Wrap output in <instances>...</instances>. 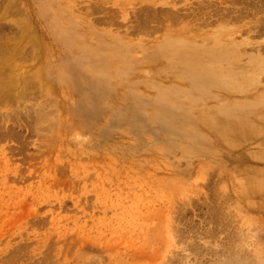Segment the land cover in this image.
<instances>
[{"label": "rangeland", "instance_id": "374dc122", "mask_svg": "<svg viewBox=\"0 0 264 264\" xmlns=\"http://www.w3.org/2000/svg\"><path fill=\"white\" fill-rule=\"evenodd\" d=\"M238 1L0 0V42L14 48L1 56L19 60L10 69L0 66L1 75L8 74L3 82L10 84L0 95V264H222L229 254L228 260L245 256L246 264H264V189H252L264 182V0ZM180 40L203 50L225 48L219 69L210 68L205 77L179 78L171 68L178 56L163 46ZM29 42H35L33 47ZM34 47L37 54L29 56ZM35 67L42 69L41 78L38 72L31 75ZM23 79L36 85L28 89L32 102L22 90ZM167 93L178 105L169 106ZM243 111L249 122L245 117L243 123L227 125ZM204 169L210 177L198 175Z\"/></svg>", "mask_w": 264, "mask_h": 264}, {"label": "bare ground", "instance_id": "6f19581e", "mask_svg": "<svg viewBox=\"0 0 264 264\" xmlns=\"http://www.w3.org/2000/svg\"><path fill=\"white\" fill-rule=\"evenodd\" d=\"M5 1H6V0H5ZM13 1H14V0H13ZM213 1H214V0H213ZM226 1L228 2V0H226ZM239 1H241V0H239ZM239 1H238V2H239ZM11 2H12V1H11ZM205 2H206V1H205ZM217 2H218V1H217ZM223 2H224V1H223ZM244 2H245V0H244ZM247 2H248V1H247ZM247 2H246V3H247ZM249 2H250V0H249ZM6 3H7V2H6ZM6 3H5V4H6ZM210 3H211V2H210ZM215 3H216V2H215ZM230 3H231V1H230ZM236 3H237V2H236ZM246 3H245V4H246ZM9 4H10V3H9ZM11 4H12V3H11ZM208 4H209V3H208ZM234 4H235V3H233V5H234ZM239 4H240V3H239ZM248 4H250V3H248ZM205 5H206V4H205ZM211 5H212V3H211ZM213 5H214V4H213ZM237 5H238V4H237ZM251 5H252V4H251ZM257 5H259L258 2H257ZM257 5H256V6H257ZM0 6H1V5H0ZM2 6H3V5H2ZM7 6H8V4L6 5V8H7ZM10 6H11V5H10ZM10 6H9V7H10ZM13 6H14V4H13ZM248 6H249V5H248ZM254 6H255V5H253V7H254ZM256 6H255V7H256ZM3 7H5V6H3ZM9 7H8V8H9ZM197 7H198V6H197ZM202 7L204 8V6H202ZM234 7H235V6H234ZM251 7H252V6H251ZM251 7H249V8H251ZM257 7H258V6H257ZM259 7H261V6H259ZM8 8H7V10H8ZM94 8H95V7H94ZM99 8H100V7H99ZM198 8H199V7H198ZM208 8H210V7L208 6ZM211 8H212V7H211ZM11 9H13V7H12ZM194 9H195V8H194ZM206 9H207V7H206ZM215 9H216V8H215ZM218 9H222V8H218ZM224 9H226V8H224ZM237 9H238V8H237ZM247 9H248V8H247ZM255 9H256V8H254V10H255ZM263 9H264V8H263ZM263 9H262V7H261V9H260L259 12H261V10H263ZM1 10H3V8H1ZM1 10H0V11H1ZM7 10H6V12H7ZM94 10H95V9H94ZM100 10H101V9H100ZM203 10H205V9H203ZM213 10H214V9H213ZM216 10H217V9H216ZM4 11H5V10H4ZM8 11H9V10H8ZM96 11H99V10H96ZM172 11H173V10H172ZM199 11H200V10H199ZM199 11H198V12H199ZM211 11H212V10H211ZM211 11H210V13H211ZM214 11H215V10H214ZM221 11H222V10H221ZM235 11H236V10H235ZM241 11H242V9H241ZM263 11H264V10H263ZM6 12H4V13H6ZM108 12H109V11H108ZM153 12H154V11H153ZM155 12H156V11H155ZM170 12H171V11H170ZM229 12H230V10H229ZM158 13H159V12H158ZM158 13H157V15L159 16ZM193 13H194V12H193ZM206 13H207V11H206ZM217 13H218V12H217ZM230 13H231V12H230ZM239 13H241V12H239ZM245 13H246V11H245ZM7 14H8V13H7ZM14 14H15V13H14ZM169 14H171L172 17H174V15H173L172 13H169ZM169 14H167V15H169ZM178 14H179V13H178ZM195 14H196V13H195ZM237 14H238V10H237ZM237 14H236V15H237ZM5 15H6V14H5ZM150 15H151V13H150ZM160 15H161V14H160ZM165 15H166V13L164 14V16H165ZM175 15H176V14H175ZM186 15H187V14H186ZM189 15H191L190 12H189ZM205 15L207 16V14H205ZM216 15H217V14H216ZM223 15H224V13H223ZM239 15H240V14H239ZM249 15H250V14H249ZM254 15H255V14H254ZM254 15H253V16H254ZM256 15H257V14H256ZM256 15H255V16H256ZM112 16H114V15H112ZM152 16H154V15H152ZM176 16H177V15H176ZM179 16H180V15H179ZM196 16H197V15H196ZM201 16H202V15H201ZM211 16H212V14H211ZM224 16H225V15H224ZM250 16H251V15H250ZM250 16H249V17H250ZM0 17H1V15H0ZM144 17H145V15H144ZM156 17H157V16H156ZM156 17H155V18H156ZM165 17H167V16H165ZM184 17H185V15H184ZM184 17H183V19H186V18H187V16H186L185 18H184ZM197 17H198V16H197ZM215 17H216V16H215V14H214V18H215ZM17 18H18V17H17ZM106 18H107V17H106ZM108 18H109V17H108ZM141 18H143L142 15H141ZM176 18H177V17H176ZM178 18H181V17H178ZM201 18H202V17H201ZM211 18H212V17H211ZM223 18H226V17H223ZM251 18H253V17H251ZM115 19H116V18L113 17V20H115ZM144 19H145V18H144ZM153 19H154V18H153ZM168 19H169V18H168ZM168 19H167V20H168ZM181 19H182V18H181ZM207 19H209V18L207 17L206 20H207ZM219 19H221V18L219 17ZM232 19H233V18H232ZM240 19H241V18H240ZM247 19H248V18H247ZM249 19H250V18H249ZM0 20H1V18H0ZM7 20H8V18H7ZM108 20H110V18H109ZM111 20H112V18H111ZM111 20H110V21H111ZM147 20L149 21V19H147ZM147 20H146V22H147ZM162 20H163V19H162ZM162 20H161V22H162ZM164 20H165V19H164ZM176 20H177V19H176ZM190 20H191V19H190ZM195 20H196V19H195ZM203 20L205 21V18H204ZM203 20H202V21H203ZM224 20H225V19H224ZM245 20H246V16H245ZM251 20H252V19H251ZM3 21H4V20H3ZM14 21H15V20H14ZM14 21H13V22H14ZM144 21H145V20H144ZM150 21H151V20H150ZM150 21H149V22H150ZM154 21H156V19H155ZM197 21H199V20H197ZM209 21H210V20H209ZM209 21H208V22H209ZM238 21H239V19H238ZM248 21H250V20H248ZM114 22H115V21H114ZM157 22H159V21H157ZM161 22H160V23H161ZM170 22H171V21H170ZM173 22H174V21H173ZM173 22H172V23H173ZM177 22H178V21H177ZM212 22H213V21H212ZM215 22H216V21H215ZM219 22H220V21H219ZM219 22H218V23H219ZM226 22H227V21H226ZM240 22H241V20H240ZM22 23H23V21L21 20L20 28L23 27V28H21V30L24 29V25H22ZM134 23H135V22H134ZM216 23H217V22H216ZM233 23H234V22H233ZM258 23H259V22H258ZM11 24H12V23H11ZM152 24H153V23H152ZM154 24H155V22H154ZM162 24H163V23H162ZM183 24H184V23H183ZM194 24H195V23H194ZM198 24H199V23H198ZM198 24H197V25H198ZM259 24H260V23H259ZM14 25H15V24H14ZM167 25H168V24H167ZM171 25H173V24H171ZM199 25H200V24H199ZM201 25H202V23H201ZM207 25H208V23H207ZM218 25H219V24H218ZM255 25H256V24H255ZM0 26H1V25H0ZM140 26H141V25H140ZM154 26H155V25H153L152 27H154ZM161 26H162V25H161ZM204 26H206V25H204ZM204 26H203V27H204ZM225 26H226V25H225ZM225 26H224V27H225ZM237 26H238V25H237ZM9 27H10V26H9ZM12 27H13V26H12ZM12 27H11V28H12ZM14 27H15V26H14ZM16 27H17V26H16ZM18 27H19V26H18ZM150 27H151V26H150ZM172 27H173V26H172ZM198 27H199V26H198ZM227 27H228V24H227ZM138 28H140V27H138ZM146 28H147V27H146ZM156 28H157V27H156ZM190 28H191V26H190ZM196 28H197V27H196ZM196 28H195V30H194V29H191V30L196 31ZM219 28H220V26H219ZM18 29H19V28H18ZM226 29H227V28H226ZM19 30H20V29H19ZM19 30H18V33H19ZM253 30H254V28H253ZM253 30H252V31H253ZM257 30L259 31V29H257ZM201 31H202V30H201ZM221 31H222V29H221ZM244 31H245V29H244ZM248 31H249V30H248ZM248 31H247V32H248ZM258 31H257V32H258ZM21 32L24 33L23 31H21ZM148 32H150V31H148ZM160 32H162V30H161V31L159 30L158 33H160ZM260 32H264V27H263V30L260 29ZM260 32H259V33H260ZM15 33H17V32H15ZM18 33H17V34H18ZM22 33H21V34H22ZM145 33H147V32H145ZM182 33H183V32H182ZM233 33H234V32H233ZM24 34H25V33H24ZM143 34H144V33H143ZM151 34H152V33H151ZM257 34H258V33H255L256 36H257ZM19 35H20V33H19ZM19 35H17V36L19 37ZM134 35H135V34H134ZM138 35H139V34H138ZM141 35H142V34H141ZM230 35H231V34H230ZM14 36L16 37V35H14ZM27 36H28V35H27ZM27 36H26V37H27ZM30 36H31V35H30ZM30 36H28V37H30ZM142 36H143V35H142ZM144 36H145V35H144ZM148 36H149V35H148ZM209 36H210V35H209ZM18 37H17V38H18ZM26 37H25V38L23 37V39H24V43H27L28 41H30V40H28L29 38L27 39L28 41L25 40ZM252 37H253V36H252ZM0 38H1V36H0ZM5 38H7V36H6ZM5 38H4V40H6ZM10 38H11V37H10ZM10 38H9V40H10ZM31 38H32V37H31ZM2 39H3V38H2ZM7 39H8V38H7ZM13 39H14V38H13ZM32 39H33V41H36V40H34V39H35L34 37H33ZM32 39H31V41H32ZM187 39H188V38H187ZM252 39H254V38H252ZM186 41H187V40H186ZM189 41H190V40H189ZM2 42H3V43H2ZM2 42H0V43H2V45H4V43H5V45H6V43H7V41H5V42L2 41ZM17 42H18V40H17ZM179 42H181V43H179ZM179 42L175 43L174 46H172L171 42H167V43L163 46V47H164V50H166V45H167V49H168V51H170V52L173 53V54L175 53V54L178 56L177 61L174 62L173 67H171V68H173V69L176 70V75H178L179 78H180V77H186V76H189V77H192V78H193V76H195L196 74H199L200 77H205V76L209 73L210 68L219 69V67H220V64H219V58L221 57V54H222V53L224 54V53L226 52V51H225V48H223V49H219V48L216 47V48H212V49H213L212 51H209V50L199 49V48H196V47L191 46V45H188V44H184V41L182 42L181 40H180ZM11 43H12V42H11ZM33 43H35V42H33ZM33 43L30 44V42H29V45H32V47H33V45H34ZM36 43H37V41H36ZM249 43H250V42H249ZM9 44H10V43H9ZM18 44H20V43H18ZM27 44H28V43H27ZM27 44H26V45H27ZM37 44H38V43H37ZM2 45H1L0 47L3 48L4 46H2ZM7 45H8V43H7ZM7 45H6V46H7ZM14 45L16 46L17 44L15 43ZM253 45H254V44H253ZM10 46L13 47V45H10ZM15 46H14V47H15ZM35 46H37V45L35 44ZM170 46L172 47V50H171V47H170ZM257 46L260 47L259 45H257ZM29 47L31 48V46H29ZM163 47H162V48H163ZM262 47H263V46H262ZM262 47H261V48H262ZM4 48H5V47H4ZM27 48H28V47H27ZM34 48H36V47H34ZM34 48H33L32 51H30V52L27 51V52H28L27 54H28L29 56H31V55H32L31 52L33 53L34 51L36 52L35 54H37L38 50H37V48H36V50H34ZM162 48L160 49V51L162 50ZM0 49H1V48H0ZM6 49H8V51H10V52H13V51H14V48H11V49H13V51H12V50H9V45H8V47L5 48V50H6ZM17 49H18V48L15 47V51H17ZM88 49H89V48H88ZM263 49H264V47H263ZM2 50H3V49L0 50V52L2 53V54H0V66H3V67H6V68L10 69V65L13 64L14 62H18L19 60H18V61H14V60H15V59H14V60H12V62H13V63H12L11 60H10V58H7L8 56H7V57H3L4 54H5V55H8L10 52L8 53L7 50H6V51L3 50V51H5V52L7 53V54H6V53H4ZM18 50H20V49H18ZM28 50H29V49H28ZM30 50H31V49H30ZM243 50H244V49H243ZM251 50H252V49H251ZM254 50H256V49H254ZM261 50H262V49H261ZM261 50H259V51L261 52ZM166 51H167V50H166ZM15 53H16V52H15ZM29 53H30V54H29ZM156 53H157V52H156ZM262 53H263V52H262ZM12 54H13V53H12ZM21 54H23V53H21ZM24 54H26V51L24 52ZM35 54H34V55H35ZM39 54H40V52H39ZM173 54H171V55H173ZM1 55H3V56H1ZM10 55H11V54H10ZM13 55H15V54H13ZM28 55H27V56H28ZM42 55H43V52H42ZM11 56H12V55H11ZM27 56H26V57H27ZM36 56H37V58H39L38 55H36ZM20 57H21V56H20ZM23 57H24V56H23ZM40 57H41V56H40ZM12 59H13V57H12ZM23 59L25 60V58H23ZM23 59H22V57H21V58H20V61L23 62ZM28 59H29V58H28ZM147 60H148V59H147ZM149 60H151V59H149ZM172 60H174V59H172ZM26 61H27V60H26ZM26 61H24V62H26ZM174 61H175V60H174ZM21 62H20L19 64H22ZM39 62H40V61H39ZM151 62H152V61H151ZM10 63H11V64H10ZM16 64H17V63H16ZM28 64H29V63H28ZM30 64H31V63H30ZM17 65H18V64H17ZM85 65H86V64H85ZM166 65H169V64H166ZM13 66H15V65L13 64V65H12V68H13ZM42 66H43V64H42ZM83 66H84V65H83ZM253 66H254V65H253ZM20 67H21V66H20ZM40 67H41V66H40ZM40 67H39V68H40ZM166 67H168V66H165V68H166ZM14 68H15V67H14ZM35 68H36L35 72H32V74L30 73L31 75H34L36 72H38L37 67H35ZM41 68H42V67H41ZM100 68H101V67H100ZM147 68H148V67H147ZM0 69H1V68H0ZM8 69H5V68H4V69H2V71H3V70H8ZM23 69H24V67H23ZM29 69H30V68H29ZM98 69H99V68H98ZM169 69H170V68H169ZM169 69H168V70H169ZM251 69H252V68H251ZM24 70H25V69H24ZM41 70H42V69H40V72H38V73H39V74H37L38 76L41 74ZM86 70H87V69H85V71H86ZM166 70H167V69H166ZM228 70H229V69H228ZM230 70H231V69H230ZM15 71H16V70H15ZM85 71H84V72H85ZM96 71H98V70H96ZM102 71H103V70H102ZM102 71H101V72H102ZM163 71H164V73H165V69H163L161 72H163ZM171 71H172V70H171ZM248 71L250 72V70H248ZM255 71H256V70H255ZM7 72L9 73L10 70L6 71V73H7ZM16 72L19 74V73H20V70H19V71H16ZM25 72H26V71H25ZM25 72H24V73H25ZM172 72H173V71H172ZM227 72L229 73V72H231V71H227ZM244 72H246V71H244ZM249 72H248V73H249ZM13 73H15V72L12 71V74H13ZM21 73H22V70H21ZM24 73H23V74H24ZM170 73H171V72H170ZM242 73H243V71H242ZM248 73H244V75L247 74V75H246L247 77L251 76V74H248ZM15 74H16V73H15ZM23 74H22L21 76H23ZM30 74H29V75L26 74V75L31 76ZM121 74H122V73H121ZM167 74H168V73H167ZM174 74H175V72H174ZM229 74H230V73H229ZM232 74H233V73H231V76H232ZM240 74H241V72H240ZM258 74H259V73H258ZM24 75H25V74H24ZM88 75L91 76L90 74H88ZM100 75H101V74H100ZM104 75H106V74H104ZM241 75H242V74H241ZM248 75H249V76H248ZM256 75H257V73H256ZM256 75H255V77H256ZM1 76H2V77H1ZM7 76H8V74H7ZM7 76L4 75V74L1 75V73H0V95H2V94H1V93H2V90H1L2 86H3V87H6V86H7L6 83H8V82H5V81L3 82V80H4ZM34 76H35V75H34ZM38 76H37V77H38ZM108 76H109V75H108ZM108 76H107V77H108ZM161 76H163V75H161ZM238 76H239V75H238ZM238 76H237V77H238ZM3 77H4V78H3ZM39 77L41 78L42 76L40 75ZM44 77H45V75H44ZM105 77H106V76H105ZM107 77H106V78H107ZM229 77H230V76H229ZM232 77H233V76H232ZM232 77H231V78H232ZM243 77H244V76H243ZM243 77H242V78H243ZM253 77H254V74H253ZM255 77H254V78H255ZM257 77H258V75H257ZM257 77H256V79H257ZM15 78H16V75H15V77H14V80H15ZM45 78H46V77H45ZM90 78H91V77H90ZM110 78H111V77H110ZM110 78H109V79H110ZM176 78H177V77H176ZM261 78H262V77H261ZM11 79H12V78H11ZM21 79H22V77H21ZM114 79H115V78H114ZM232 79H233V78H232ZM243 79H244V78H243ZM245 79H246V78H245ZM245 79H244V81H245ZM17 80H18V77H17L16 81H14V82L16 83ZM180 80H181V79H180ZM246 80H247V79H246ZM248 80H249V79H248ZM263 80H264V79H263ZM10 81H11V80H10ZM18 81H19V80H18ZM21 81H22L21 83H22V84L24 83V85H25V88H24V86L22 87V90H25V93H26V91H27V92L29 91L28 89H30L31 87H33V86L35 85L34 82H33L34 80L30 81V83H33V86H31L32 84H31V85L28 84V83H27L28 81L26 82V79H25V80L23 79V80H21ZM99 81H101V80L99 79ZM186 81H187V80H186ZM238 81L241 82V80H238ZM250 81H251V80H250ZM260 81H262V80H260ZM97 82H98V81H97ZM97 82H96V83H97ZM102 82H103V80H102ZM105 82H107V80H104V84H105ZM201 82H202V81H201ZM262 82H263V81H262ZM37 83H38V82H37ZM99 83L101 84V82H99ZM108 83H109V82H108ZM111 83H112V82H111ZM113 83H114V82H113ZM113 83H112V84H113ZM115 83H116V82H115ZM8 84H9V83H8ZM22 84H21V86H22ZM42 84H43V83H42ZM100 84H98V85H100ZM4 85H6V86H4ZM9 85H10V84H9ZM38 85H39V83H38ZM47 85H49V82L47 83ZM47 85L45 86L46 88H43V89H46V90H47ZM227 85H228V84H227ZM16 86H17V85H16ZM35 86H36V85H35ZM243 86H244V85H243ZM40 87H41V85H40ZM40 87L37 86V88H40ZM42 87H43V86H42ZM50 87H51V86H49V89H50V91H51V88H50ZM104 87H105V86H104ZM104 87H103V88H104ZM229 87H230L229 89L232 88V86H229ZM33 88H34V87H33ZM103 88H102V89H103ZM112 88H113V86H112ZM237 88H238V87H236V89H237ZM14 89H15V87H14ZM16 89H17V87H16ZM34 89H35V88H34ZM43 89H42V88L40 89L41 92L43 91ZM107 89H108V88H107ZM113 89H114V88H113ZM248 89H249V88H248ZM20 90H21V89H19V91H20ZM22 90H21V91H22ZM30 90H31V89H30ZM32 90H33V89H32ZM40 90H39V92H40ZM109 90H110V89H109ZM123 90H125V89H123ZM158 90H159V88L157 89V91H158ZM163 90H164V89H163ZM231 90H232V89H231ZM21 91H20V92H21ZM110 91H112V90H110ZM110 91H109V93H110ZM9 92H10V91H9ZM14 92H15V91H14ZM23 92H24V91H23ZM23 92H21V93H23ZM29 92H30V91H29ZM29 92H28V93H29ZM39 92H38V93H39ZM118 92H119V91H118ZM3 93L5 94V92H3ZM17 93H18V91H17ZM21 93H20V94H21ZM25 93H24V94H25ZM28 93L25 94V95H28ZM113 93L115 94V92H113ZM119 93H120V92H119ZM123 93H124V92H123ZM11 94H12V93H11ZM24 94H21V95L24 96V97H27V96H25ZM29 94H30V93H29ZM34 94H36V93L34 92ZM48 94H49V92H48ZM111 94H112V93H111ZM46 95H47V94H46ZM31 96H32V95L30 94V101H31ZM37 96H38V94H37ZM37 96H36L35 98H38ZM47 96H48V95H47ZM125 96H126V95H125ZM24 97H23V98H24ZM45 97H46V96H45ZM45 97H44V99H45ZM133 97H134V96H133ZM163 97L168 98V99H166V100H167V102L169 103V106H172V104H176V105H178V102H176L174 99H172V93L163 94ZM8 98H9V97H8ZM8 98H7V99H8ZM23 98H22V99H23ZM28 98H29V97H28ZM136 98H138V96H137ZM165 98H164V99H165ZM24 99H25V98H24ZM26 99H27V98H26ZM26 99H25V100H26ZM32 99H33V97H32ZM42 99H43V97H42ZM139 99H140V98H139ZM162 99H163V98H162ZM45 100H46V99H45ZM4 101H5V100H4ZM28 101H29V100H28ZM34 101H35V99H34ZM127 101L130 102V100H127ZM134 101H135V99H134ZM0 102H1V101H0ZM9 102H10V101H8V103H9ZM23 102H24V101H23ZM31 102H32V101H31ZM37 102H38V101H37ZM43 102H44V101H43ZM46 102H48V101H46ZM46 102H45L44 104H46ZM55 102H57V101H55ZM136 102L139 103V102H138V99H137ZM143 102H146V101H143ZM256 102H258V101H255V103H256ZM24 103H25V102H24ZM29 103H30V102H29ZM253 103H254V101H253ZM2 104H3V102H2ZM18 104H19V103H18ZM33 104H34V102H33ZM52 104H53V102H52ZM139 104H141V103H139ZM149 104H150V103H149ZM158 104H159V103H158ZM158 104H157V105H158ZM225 104H226V103H225ZM225 104H221V105H223L222 107H224ZM239 104H240V103H238V105H239ZM259 104H260V103H259ZM25 105H26V104H25ZM36 105H37V104H36ZM40 105H41V104L38 103L37 106H38V107H41ZM126 105H127V104H126ZM151 105H152V104H151ZM151 105H150V106H151ZM179 105H180V104H179ZM221 105H220V106H221ZM0 106H2V105H0ZM26 106H28V105H26ZM45 106H46V105H43V107H45ZM51 106H52V105H51ZM127 106H128V105H127ZM131 106H132V104H131ZM131 106H128V108H129V107L131 108ZM234 106H235V104H234ZM240 106H241V105H240ZM254 106H255V104H254ZM31 107H32V106H31ZM31 107H30L29 109H31ZM151 107H152V106H151ZM163 107H164V106H163ZM165 107H166V106H165ZM229 107H230V106H229ZM232 107H233V105H232ZM232 107H231V108H232ZM241 107H242V106H241ZM246 107H247V106H246ZM20 108H21V107H20ZM33 108H34V106H33ZM47 108H48V107H47ZM47 108H46V109H47ZM52 108H53V106H52ZM52 108H51V109H52ZM143 108H144V106H143ZM219 108H220V107H219ZM219 108H218V109H219ZM237 108H239V107L237 106ZM249 108H251V107H249ZM24 109H25V108H24ZM29 109L27 108L28 113H29ZM39 109H40V108H39ZM49 109H50V106H49ZM135 109H136V107H135ZM139 109H140V108H139ZM147 109H148L147 112H149L150 109H149V108H147ZM151 109H152V108H151ZM260 109H261V108H260ZM34 110H35V109H34ZM43 110H44V109H43ZM43 110H42V111H43ZM152 110H153V109H152ZM152 110H151V111H152ZM169 110H171V109H169ZM219 110H220V109H219ZM223 110H224V112H226V113H227V112L230 113V112L232 111L231 109H229V111H228V110H225V109H223ZM230 110H231V111H230ZM245 110H246V109H245V107H244V111H245ZM249 110H252V109H249ZM254 110H255V108H254ZM25 111H26V110H25ZM25 111H23L24 114H25ZM32 111H33V110H32ZM37 111H38V110H37ZM46 111H47V110H45L44 112H46ZM50 111H51V110H50ZM171 111H172V110H171ZM177 111H178V110H177ZM220 111H221V110H220ZM244 111H243L242 113H244ZM246 111H247V110H246ZM258 111H259V110H258ZM131 112H132V110H131ZM185 112H186V111H185ZM185 112H184V113H185ZM187 112H188V111H187ZM187 112H186V113H187ZM247 112H248V111H247ZM261 112H262V111H261ZM30 113H33V112H30ZM34 113H36V112L34 111ZM46 113H47V112H46ZM46 113H45V114H46ZM132 113H133V112H132ZM150 113H151V112H150ZM188 113H189V112H188ZM245 113H246V112H245ZM245 113H244V114H245ZM248 113H249V112H248ZM257 113H258V112H257ZM19 114H20V113H19ZM21 114H23L22 111H21ZM49 114H50V113H49ZM49 114H48V115H49ZM180 114H181V113H180ZM223 114H225V113L222 112V116H225V115H223ZM11 115H12V114H11ZM14 115H15V114H14ZM43 115H44V114H43ZM43 115H42V116H43ZM151 115H153V114L151 113ZM176 115H178V114H176ZM181 115H184V114H181ZM235 115H237V114H235ZM19 116H20V115H19ZM19 116H18V117H19ZM22 116H23V115H22ZM30 116H32V115H30ZM44 116H45V115H44ZM44 116H43V117H44ZM184 116H186V115H184ZM227 116H228V115H227ZM233 116H234V115H233ZM45 117H46V116H45ZM147 117H148V115H147ZM229 117H230V116H229ZM245 117L248 119L247 122H249V120H251V119H249L248 116H246V114H245L244 116H242V117H238V118H236V117H234V118L230 117V118H228V119L226 120L227 125L230 126V124H233V123H235V122H238L237 124H240L239 122L243 123V119H244ZM10 118H11V117H10ZM29 118H31V117H29ZM41 118H42V117H41ZM41 118H40V119H41ZM59 118H60V117H59ZM59 118H58V119H59ZM246 118H245V119H246ZM250 118H251V116H250ZM252 118H253V116H252ZM22 119H24V118L22 117ZM26 119H28V118H26ZM26 119H25V120H26ZM35 119H36V118H35ZM46 119H47V118H46ZM60 119H61V118H60ZM190 119H191V118H190ZM30 120H31V119H30ZM37 120H38V118H37ZM14 121H15V120H14ZM26 121H27V120H26ZM31 121H32V120H31ZM35 121H36V120H35ZM39 121H40V120H39ZM41 121H43V120H41ZM44 121H45V119H44ZM59 121H60V120H59ZM255 121H256V119H255ZM33 122H34V121H33ZM184 122H185V121H184ZM186 122H187V121H186ZM195 122H196V121H195ZM195 122H194V123H195ZM244 122H245V121H244ZM250 122H251V121H250ZM37 123H38V122H37ZM40 123H42V122H40ZM43 123H44V122H43ZM46 123H47V122H46ZM192 123H193V122H192ZM194 123H193V125H194ZM252 123H253V122H252ZM28 124H29V123H28ZM32 124H33V123H32ZM34 124H35V123H34ZM38 124H39V123H38ZM174 124H175V123H174ZM219 124H220V123H219ZM235 124H236V123H235ZM237 124H236V125H237ZM245 124H248V123H245ZM29 125H31V124H29ZM236 125H235V126H236ZM34 126L37 127V125H34ZM224 126L226 127V124H225ZM224 126H223V127H224ZM232 126H233V125H232ZM240 126H241V125H240ZM250 126H251V125H250ZM252 126H253V125H252ZM36 127H35V128H36ZM182 127L185 128V126H181V128H182ZM225 127H224V128H225ZM0 128H1V127H0ZM263 128H264V127H263ZM225 129H226V128H225ZM244 129H245V128H244ZM3 131H4V130H3ZM191 131H192V130H191ZM234 131H235V130H234ZM6 132H9V130L6 131ZM189 132H190V131H189ZM52 133H53V132H52ZM190 134H191V133H190ZM0 135H2V134H0ZM48 135H49V133H48ZM236 135H237V134H236ZM46 136H47V135H46ZM203 136H204V134H203ZM228 136H230V135H228ZM237 136H238V135H237ZM237 136H236V137H237ZM243 136H244V135H243ZM0 137H1V136H0ZM231 137H232V136H231ZM245 137H246V136H245ZM205 138H206V137H205ZM220 138H221V136H220ZM232 138H234V139L237 141V139H236L235 137H232ZM238 138H239V137H238ZM240 140H241V139H239V141H240ZM54 141H55V140H54ZM61 141H62V140H61ZM224 141H225V140H224ZM237 142H238V141H237ZM238 143H239V142H238ZM154 148H155V147H154ZM169 168H170V167H169ZM204 170H205L206 173L203 172V171H202V173H200V172H201L200 170H199L200 172L197 171V172H198V175L200 176L201 174L204 173V175H206V177L209 176V175H207V173H210V171H209L208 169H207V170H208L209 172L206 171V169H204ZM210 170H211V169H210ZM214 171L216 172L217 170H214ZM217 172H218V171H217ZM199 173H200V174H199ZM218 173H219V172H218ZM211 175H214V174H212V172H211ZM215 175H217V174L215 173ZM199 176H198V177H199ZM202 176H203V175H201V178H204V177H205V176H203V177H202ZM232 176H233V175H232ZM209 177H210V176H209ZM211 177H212V176H211ZM213 177H215V176H213ZM221 178H222V177H221ZM156 179H157V178H156ZM210 179H211V178H210ZM212 180H214V179H212ZM216 180H217V177H216ZM216 180H215V181H216ZM155 181H156V180H155ZM215 181H214V182H215ZM236 181H237V180H236ZM261 181H262V180H261ZM263 181H264V180H263ZM253 182H255V181H253ZM156 183H158V182H156ZM175 183H176V182H175ZM209 184H210V183H209ZM214 184H215V183H214ZM247 184H248V183H247ZM216 185L218 186V183H217ZM219 185H220V183H219ZM239 185H240V184H239ZM167 186H168V184H167ZM169 186H170V185H169ZM174 186H175V185H174ZM174 186H173V188H174ZM179 186H180V185H179ZM209 186H210V185H209ZM223 186H224V185H223ZM240 186H241V185H240ZM171 187H172V186H171ZM234 187H235V186H234ZM156 188H157V187H156ZM167 188H168V187H167ZM169 188H170V187H169ZM173 188H172V190H173ZM208 188H209V187H208ZM212 188L214 189V186H213ZM218 188H219V187H218ZM218 188L216 187L215 189H218ZM240 188H241V187H240ZM240 188H239V189H240ZM157 189H158V188H157ZM252 189H253V190L264 189V182H256V183L254 184V187H252ZM154 190H156V189H154ZM208 190H209V189H208ZM221 190H222V188H221ZM235 190H236V189H235ZM219 191H220V190H219ZM222 191H224V190H222ZM159 192H160V191H159ZM161 192H163V191H161ZM212 193H213V192H212ZM222 193H223V192H222ZM219 194H220V193H219ZM209 195H211L210 192H209ZM225 195H226V194H225ZM212 196H213V194H212ZM214 196H215V195H214ZM219 196L221 197V195H219ZM216 197H217V196H215L214 199H217V198H218V197H217V198H216ZM222 197H223V196H222ZM205 198H206V197H205ZM207 198H208V197H207ZM229 198H230V197H229ZM229 198H228V200H229ZM172 199H173V198H172ZM214 199H212V200H214ZM209 200H210V199H209ZM217 200H220V198L217 199ZM221 200H222V198H221ZM223 200H224V199H223ZM205 201H206V200H205ZM230 201H231V200H230ZM230 201H228V203H229ZM207 202H208V201H207ZM179 203H183V202H179ZM179 203H178V204H179ZM185 203H186V202H184L183 205H185ZM190 203H191V202H190ZM190 203H189V204H190ZM228 203H227V204H228ZM211 204H212V203H211ZM220 204H221V203H220ZM223 204H224V203H223ZM227 204H226V205H227ZM169 205H170V204H169ZM186 205H187V204H186ZM186 205H185V206H186ZM224 205H225V204H224ZM167 206H168V205H167ZM174 206H175V205H174ZM176 206H177V205H176ZM178 206H179V205H178ZM181 206H182V205H181ZM187 206H188V205H187ZM216 206H217V205H216ZM216 206H214V207H216ZM219 206H221V205H219ZM207 207H208V206H207ZM221 207L224 208V206H221ZM225 207H226V206H225ZM205 208H206V207H205ZM217 208H218V207H217ZM222 208H221V209H222ZM171 209H172V208H171ZM174 209H175V208H174ZM174 209H173V210H174ZM208 209H209V208H208ZM212 209H213V208H212ZM212 209H211V210H212ZM214 209H215V208H214ZM179 210H180V209H179ZM183 210L185 211L186 209H183ZM206 210H207V209H206ZM224 210H225V209H224ZM226 210H227V209H226ZM170 211H171V210H170ZM174 211H177V210L175 209ZM180 211H181V210H180ZM212 211H213V210H212ZM167 212H168V211H167ZM167 212H165V213H167ZM177 212H178V211H177ZM177 212H176V213H177ZM185 212H186V211H185ZM221 212H222V210H221ZM221 212H220V213H221ZM223 212H224V211H223ZM231 212H232V211H231ZM172 213H173V212H172ZM183 213H184V212H183ZM210 213H211V212H210ZM227 213H228V212H227ZM169 214H170V213H169ZM177 214H178V213H177ZM177 214H176V215H177ZM180 214H181V213H180ZM212 214H213V213H212ZM221 214L223 215V213H221ZM225 214H226V213H225ZM231 214H233V212H232ZM231 214H229V215H231ZM236 214H237V213H236ZM173 215H174V214H173ZM185 215H186V214H185ZM234 215H235V214H234ZM157 216H158V215H157ZM161 216H162V215H161ZM166 216H167V215H166ZM169 216H170V215H169ZM210 216H211V214H210ZM219 216H221V215H219ZM224 216H225V215H224ZM159 217H160V216H159ZM181 217H182V216H181ZM212 217L214 218V216H212ZM222 217H223V216H222ZM227 217H228V216H227ZM151 218H152V217H151ZM173 218H175V217L173 216ZM143 219H144V218H143ZM152 219H154V218H152ZM167 219H168V218H167ZM169 219H170V218H169ZM171 219H172V218H171ZM179 219H181L180 216L178 217V220H179ZM216 219H217V218H216ZM220 219H223V218H220ZM228 219H229V218H228ZM233 219H234V218H233ZM233 219H232V220H233ZM146 220H147V219H146ZM183 220H184V219H183ZM206 220H208V219H206ZM212 220H213V219H212ZM235 220H236V219H235ZM161 221H162V219H161ZM173 221H175V219H173ZM173 221H168V222H173ZM179 221H180V220H179ZM229 221H230V220H229ZM154 222H155V221H154ZM165 222H166V221H165ZM215 222H216V221H215ZM215 222H214V224H215ZM227 222H228V221H227ZM174 223H175V222H174ZM208 223H209V222H208ZM155 224H156V223H155ZM205 224H206V223H205ZM210 224H211V223H210ZM138 225H139V224H138ZM185 225H186V224H185ZM212 225H213V223H212ZM221 225H222V224H221ZM172 226H174V225L172 224ZM170 227H171V226H170ZM176 227H177V226H176ZM178 227H179V226H178ZM217 227H218L217 230L220 231L221 226H220V229H219V225H218ZM137 228H138V227H137ZM154 228H155V227H154ZM157 228H158V227H157ZM160 228H161V227H160ZM162 228H164V227H162ZM179 228H180V227H179ZM188 228H189V227H188ZM215 228H216V227H215ZM215 228H214V229H215ZM224 228H225V227H224ZM230 228H231V227H230ZM150 229H151V228H150ZM155 229H156V228H155ZM167 229L170 230V228H167ZM172 229H173V228H172ZM174 229H175V228H174ZM176 229H177V228H176ZM228 229H229V228H228ZM232 229H233V228H232ZM158 230H159V229H158ZM162 230H163V229H162ZM162 230H161V231H162ZM165 230H166V228H165ZM183 230H184V229H183ZM186 230H187V228H186ZM234 230H236V228H235ZM128 231H129V229H128ZM166 231H167V230H166ZM189 231H190V230H189ZM189 231H188V232H189ZM213 231H214V230H213ZM213 231H212V232H213ZM222 231H223V229H222ZM226 231H227V229H226ZM226 231H225V232H226ZM118 232H119V231H118ZM156 232H157V231H156ZM158 232H159V231H158ZM168 232H169V231H168ZM170 232H171V231H170ZM175 232H176V230L174 231V233H175ZM223 232H224V231H223ZM148 233H149V232H148ZM160 233H161V232H160ZM166 233H167V232H166ZM177 233H178V232H177ZM184 233H185V231H184ZM203 233H204V232H203ZM210 233H211V232H210ZM219 233H220V232H219ZM126 234H127V233H126ZM157 234H158V233H157ZM180 234H181V233H180ZM224 234H226V233H224ZM224 234H223V235H224ZM232 234H233V233H232ZM245 234H246V233H245ZM128 235H129V234H128ZM149 235H150V234H149ZM176 235H177V234H176ZM181 235L183 236V234H181ZM184 235H185V234H184ZM201 235H204V234H201ZM206 235H209L208 232L206 233ZM214 235H215V234H214ZM214 235H212V236H214ZM233 235H234V234H233ZM236 235H238V234H236ZM243 235H244V234H243ZM145 236H146V235H145ZM155 236H156V235H155ZM210 236H211V235H210ZM46 237H48V236H46ZM170 237H172L171 234H170V236H168V238H170ZM173 237H174V236H173ZM183 237H184V236H183ZM201 237H202V236H201ZM203 237H204V236H203ZM219 237H220V236H219ZM225 237H226V236H225ZM229 237H232V235H229ZM237 237H239V236H237ZM155 238H157V237H155ZM164 238H165V236H164ZM205 238H206V237H205ZM205 238H204V239H205ZM233 238H234V237H233ZM51 239H52V238H51ZM145 239H147V238H145ZM158 239H159V238H158ZM162 239H163V238H162ZM165 239H166V238H165ZM165 239H164V240H165ZM172 239H173V238H172ZM175 239H176V238H175ZM179 239H180V236H179L178 240H179ZM206 239H207V238H206ZM218 239H220V238H218ZM224 239H226V238H224ZM236 239H237V238H236ZM236 239H235V240H236ZM40 240H41V239H40ZM147 240H149V238H148ZM164 240H163V241H164ZM166 240H167V239H166ZM170 240H171V239H170ZM173 240H174V239H173ZM176 240H177V239H176ZM182 240H183V239H182ZM215 240H216V239H215ZM215 240H214V242L216 243ZM220 240H221V239H220ZM222 240H223V239H222ZM229 240H230V239H229ZM229 240H228V241H229ZM231 240H232V238H231ZM233 240H234V239H233ZM245 240H246V239H245ZM47 241H48V240H47ZM50 241L53 243L52 240H50ZM150 241H151V240H150ZM155 241H156V240H155ZM56 242H57V241H56ZM148 242H149V241H148ZM172 242H173V241H172ZM214 242H212L213 245L210 244V247L215 246V243H214ZM233 242H234V241H233ZM243 242H244V241H243ZM245 242H247V241H245ZM49 243H50V242H49ZM159 243H160V242H159ZM217 243H218V242H217ZM226 243L229 244L230 241H229V242L226 241ZM234 243H236V242H234ZM43 244H44V243H43ZM54 244H55V243H54ZM160 244H161V243H160ZM160 244H159V245H160ZM223 244H224V243H223ZM237 244H238V247H239V244H240V243L237 242ZM245 244H246V243H245ZM245 244H244V245H245ZM37 245H38V243H37ZM147 245H148V244H147ZM219 245H220V244H219ZM231 245H232V242H231ZM231 245H230L229 247H231ZM241 245H243V244H241ZM22 246H23V245H22ZM24 246H25V245H24ZM43 246H44V245H42V247H43ZM52 246H53V245H52ZM62 246H64V245H62ZM149 246H150V245H149ZM194 246H196V245H194ZM199 246H200V245H199ZM199 246H198V247H199ZM201 246H202V245H201ZM201 246H200V247H201ZM216 246H218V245H216ZM222 246H223V245H222ZM246 246H247V245H246ZM20 247H21V246H20ZM26 247H27V246H25L24 248H26ZM28 247H29V246H28ZM47 247H48V246H47ZM53 247H54V246H53ZM56 247H57V246H56ZM56 247H55V248H56ZM202 247H203V246H202ZM219 247H220V246H219ZM238 247H237V248H238ZM37 248H38V247H37ZM44 248H45V247H43L42 249H44ZM58 248H59V246H58ZM61 248H62V247H61ZM204 248H205V247H204ZM215 248H217V247H215ZM226 248L228 249V245H226ZM233 248H235V246H234ZM19 249H20V248H19ZM22 249H23V248H22ZM30 249H31V248H30ZM32 249H33V248H32ZM32 249H31V251H32ZM42 249H41V250H42ZM49 249H50V248H49ZM51 249H52V248H51ZM64 249H65V248H64ZM64 249H63V250H64ZM164 249H165V248H164ZM164 249H163V250H164ZM188 249H189V248H188ZM191 249H194V248L191 247ZM198 249H199V248H198ZM209 249H210V248H209ZM209 249H208V250H209ZM229 249H230V248H229ZM231 249H232V248H231ZM238 249H239V248H238ZM243 249H244V248H243ZM24 250H25V249H24ZM63 250L61 249V251H63ZM194 250H195V249H194ZM194 250H189V251H194ZM201 250H202V249H201ZM201 250H200V251H201ZM220 250H221V247H220ZM249 250H250V249H249ZM44 251H45V250H44ZM61 251H59V252L61 253ZM204 251H205V250H204ZM206 251H207V250H206ZM221 251H222V250H221ZM221 251H220V252H221ZM228 251H229V250H228ZM8 252H9V251H8ZM25 252H26V251H25ZM25 252H24V253H25ZM29 252H30V251H29ZM45 252H46V251H45ZM45 252H44V253H45ZM69 252H70V251H69ZM159 252H161V251H159ZM207 252H208V251H207ZM216 252H218V251H216ZM220 252H219V253H220ZM222 252H224V251H222ZM230 252H232V250H231ZM234 252H235V251H234ZM234 252H232V254H234ZM240 252H241V250H240ZM242 252H243V250H242ZM250 252H252V254H253V251H252V250H251ZM250 252H249V253H250ZM15 253H16V252H15ZM47 253H48V251H47L45 254H42V255H46ZM193 253H194V252H193ZM208 253H209V252H208ZM228 253H229V252H228ZM238 253H239V252H238ZM245 253H246V252H245ZM247 253H248V252H247ZM249 253H248V254H249ZM17 254H18V253H17ZM51 254H52V253H51ZM51 254H50V255H51ZM66 254H67V253H66ZM210 254L213 255L212 253H210ZM224 254H225V253H224ZM224 254H222V256H223ZM235 254H237V253L235 252ZM240 254H243V255H244V253H240ZM248 254H247V255H248ZM20 255H21V254L19 253V256H20ZM23 255H24V254H23ZM31 255H32V254H31ZM68 255H69V254H68ZM70 255H71V253H70ZM179 255H180V254H179ZM215 255H216V254H215ZM225 255H226V254H225ZM225 255H224V256H225ZM250 255H251V254H250ZM7 256H10V255H7ZM25 256H27V255H25ZM52 256H53V255H52ZM60 256H61V255H60ZM167 256H168V254H167ZM167 256H166V257H167ZM170 256H171V255H170ZM175 256H177V255H175ZM188 256H189V255H188ZM216 256H217V255H216ZM230 256H231V255L229 254V257H228V258H230ZM22 257H23V256H22ZM27 257H28V256H27ZM29 257H30V256H29ZM42 257H43V256H42ZM84 257H86V256H84ZM84 257L82 256L83 259H84ZM168 257H169V256H168ZM173 257H174V255H173ZM173 257H172V259H173ZM178 257H180V256H178ZM183 257H184V256H183ZM243 257H245V256H243ZM243 257L238 256V258H237V257H234L233 259H230V260H228V258L225 257V258H227V259H226L224 262H221V263H222V264H246V263H247V259H246V258H249V255L245 258V259H246V263L244 262L245 260L242 259ZM250 257H252V256H250ZM3 258H5V257H3ZM10 258H11V257H10ZM25 258H26V257H25ZM32 258H33V257H32ZM43 258H44V260H45V258H47V257L45 256V257H43ZM43 258H42V259H43ZM50 258H51V257H50ZM164 258H165V257H164ZM170 258H171V257H170ZM174 258H175V257H174ZM215 258H216V257H215ZM218 258H219V256H218ZM220 258H221V255H220ZM54 259H55V258H54ZM54 259H53V261H55ZM114 259H115V258H114ZM166 259L169 260V258H166ZM177 259H178V258H177ZM182 259H183V258H182ZM222 259H224V257H223ZM250 259H251V258H250ZM9 260H10V259H9ZM9 260H7V261H9ZM12 260H13V259H12ZM28 260H29V259H28ZM30 260L32 261L31 258H30ZM30 260H29V263L31 262ZM48 260H49V258H48ZM85 260H86V259H85ZM95 260H96V259H95ZM170 260H171V259H170ZM183 260H184V259H183ZM183 260H182V261H183ZM213 260H214V258H213ZM216 260H217V258H216ZM251 260H253V259H251ZM0 261H1V260H0ZM38 261H39V260H38ZM40 261H41V260H40ZM46 261H47V260H45V262H46ZM68 261H69V260H68ZM70 261H71V260H70ZM88 261H89V258H88ZM88 261H87V262H88ZM96 261H98V259H97ZM171 261H172V260H171ZM171 261H170V263H171ZM178 261L180 262V260H178ZM189 261H191V260H189ZM220 261H221V259H220ZM249 261H250V260H249ZM33 262H34V261H33ZM33 262H31V264H32ZM41 262H42V261H41ZM83 262H84V261H83ZM91 262H92V263H89V262H88V263H89V264H93V263H94V261H91ZM98 262H99V261H98ZM98 262H97V264H98ZM113 262H115V261H113ZM164 262H165V261H164ZM167 262H168V261H167ZM185 262H186V261H184V264H186ZM217 262H219V259H218ZM250 262H251V261H250ZM35 263H36V260H35ZM35 263H34V264H35ZM37 263H38V262H37ZM50 263H51V261H50ZM52 263L55 264L54 262H52ZM100 263H101V261H100ZM168 263H169V262H168ZM168 263H167V264H168ZM176 263H178L177 260H176ZM182 263H183V262H182ZM189 263H190V262H189ZM191 263H192V262H191ZM193 263H194V262H193ZM211 263H212V261H211ZM211 263H210V264H211ZM214 263H215V264H218V263H216V262H214ZM5 264H6V263H5ZM26 264H27V263H26ZM38 264H40V263H38ZM48 264H49V263H48ZM59 264H60V263H59ZM73 264H74V263H73ZM172 264H173V263H172ZM187 264H188V263H187ZM219 264H220V263H219Z\"/></svg>", "mask_w": 264, "mask_h": 264}]
</instances>
